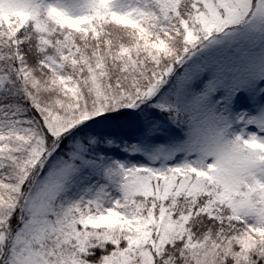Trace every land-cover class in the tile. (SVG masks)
Listing matches in <instances>:
<instances>
[{"label":"snow or ice","instance_id":"obj_1","mask_svg":"<svg viewBox=\"0 0 264 264\" xmlns=\"http://www.w3.org/2000/svg\"><path fill=\"white\" fill-rule=\"evenodd\" d=\"M0 264H264V0H0Z\"/></svg>","mask_w":264,"mask_h":264}]
</instances>
